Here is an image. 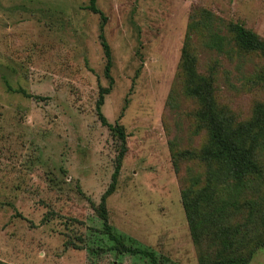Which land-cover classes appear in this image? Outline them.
<instances>
[{
  "label": "rangeland",
  "instance_id": "1",
  "mask_svg": "<svg viewBox=\"0 0 264 264\" xmlns=\"http://www.w3.org/2000/svg\"><path fill=\"white\" fill-rule=\"evenodd\" d=\"M89 5L0 0V264H264V0Z\"/></svg>",
  "mask_w": 264,
  "mask_h": 264
},
{
  "label": "trees",
  "instance_id": "2",
  "mask_svg": "<svg viewBox=\"0 0 264 264\" xmlns=\"http://www.w3.org/2000/svg\"><path fill=\"white\" fill-rule=\"evenodd\" d=\"M89 10H91L93 13L95 14H101L103 21L106 20V17L97 9L96 7V0H90V5H89ZM102 29H103V25H102ZM236 31L238 32V40L240 45L242 46L243 49L245 50H260L264 52V39L260 38L259 36L253 34V33H249L247 31H245V29H243L240 26H237ZM100 38L102 40V45L105 51V55L107 57V66H106V75L111 78L110 76V70H111V52H110V48L109 45L107 44L103 32L100 35ZM108 94V90H103L98 104H97V114L99 116L100 121L102 122V124L104 126H107L109 128V130L111 132H114L118 138L119 141L121 142L122 145V149L120 151V153L117 156V166H116V170L115 173L113 174L112 177V183L109 187V189L107 190V192L105 193V195L103 196L102 199V203L100 205V209H101V218L103 219L106 228L108 230V232L112 234V228L108 223V214L106 211V207H105V199L112 195L115 192V187H116V183L120 174V160L123 158L124 153H125V146H126V135L124 132V128L122 126H113L112 124L108 123V121L106 120V118L104 117L101 108L104 104V97L105 95ZM231 153H235V150H229ZM234 156H236V154H233ZM250 168H246V166L244 164H239L237 166V170H238V174L242 175V173L244 171L249 170ZM113 239H117L115 236H113ZM259 246H264V242H261ZM120 253H129L132 255H144L147 257L151 258V261L153 264H157L155 256L152 252H148L146 250L143 249H139V248H133V247H128L125 244H121L120 247L118 248ZM229 251V253H228ZM225 252H227L228 254H226ZM253 250L249 251L248 254L244 255V254H238L237 253V249L234 245V243L230 240H227L225 242L224 248L223 250L219 253V255L212 260L211 262H207L205 260H201V264H248V261L251 259L252 255H253ZM247 257V258H246Z\"/></svg>",
  "mask_w": 264,
  "mask_h": 264
}]
</instances>
